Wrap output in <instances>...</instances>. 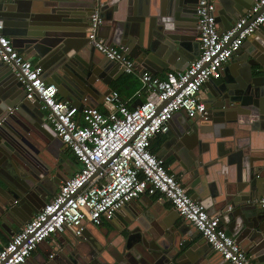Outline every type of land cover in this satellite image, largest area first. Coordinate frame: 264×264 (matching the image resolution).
I'll return each instance as SVG.
<instances>
[{
    "label": "water",
    "instance_id": "95a60500",
    "mask_svg": "<svg viewBox=\"0 0 264 264\" xmlns=\"http://www.w3.org/2000/svg\"><path fill=\"white\" fill-rule=\"evenodd\" d=\"M255 1L218 0L221 31L245 15ZM197 6L198 0H3L0 18L3 33L18 52L38 59L44 78L51 77L66 89L62 94L82 109L98 106L113 89L112 80L124 73L89 38L96 9L103 20L98 36L107 44L127 46L137 72L155 75L161 66L183 70L199 55ZM260 32L259 41L244 42L235 63L223 69L222 82L205 83L206 116L174 114L172 135L164 139L158 155L171 162L172 172L194 190L193 196L210 214L216 213L209 207V197L220 199L221 225L264 264V207L255 201L264 197V28ZM44 114L41 101L25 98L16 72L0 56V228L4 231L17 232L27 217L52 199L62 178L70 176L64 160H58L63 141ZM181 114L183 126L176 131L172 121ZM24 121L46 134L48 146L29 142L34 130ZM206 142L214 143L213 149L204 147ZM217 171L232 182L225 190L216 182ZM151 202L170 216L161 227L155 226L158 231L151 228L148 237L136 231L126 234L112 222V231L119 230L122 237L114 245L91 222L98 230L95 236L86 228L80 235L60 239V246L50 251H44L41 243L42 258L36 254L32 259L39 264H69L68 258L71 264H223L203 237L184 246L199 232L173 206L168 207L166 199ZM171 212H176L174 217ZM97 235L109 242L102 245Z\"/></svg>",
    "mask_w": 264,
    "mask_h": 264
},
{
    "label": "built area",
    "instance_id": "2783aa9c",
    "mask_svg": "<svg viewBox=\"0 0 264 264\" xmlns=\"http://www.w3.org/2000/svg\"><path fill=\"white\" fill-rule=\"evenodd\" d=\"M217 2L198 0L200 53L185 69L168 70L164 77L146 71L140 75L142 90H147L144 100L130 106L118 90L112 89L101 102L103 109L90 105L80 109L73 101L61 98L58 85L44 78L42 66L19 53L3 33L4 21L0 18L1 59L13 67L25 98L41 101L44 119L80 163L79 170L60 184L52 199L0 244V264H24L56 233L69 230L80 235L86 222L98 226L105 220L112 221L126 204L143 194L170 202L229 264H258L221 225V213L210 214L151 148L156 136L169 131L170 120L177 112L206 116L207 103L200 95L205 83L221 78L225 65L244 42L264 26V0H256L245 15L221 31ZM102 22L96 9L90 40L124 72L136 73L127 46L107 44L98 36ZM255 201L264 207V197Z\"/></svg>",
    "mask_w": 264,
    "mask_h": 264
},
{
    "label": "crops",
    "instance_id": "0c3cea01",
    "mask_svg": "<svg viewBox=\"0 0 264 264\" xmlns=\"http://www.w3.org/2000/svg\"><path fill=\"white\" fill-rule=\"evenodd\" d=\"M0 1H3V0H0ZM262 28H264V26ZM198 32H199V29H198ZM258 33L260 34V36H262L260 30H258ZM260 36H258L257 34H254L251 37H249L245 41V43L248 42V41L252 42V43L258 42L259 39H260ZM23 55L28 57V55L25 54V53H23ZM234 57L228 64L225 65V67L229 66V65L231 66V64L233 65V63H235V58ZM32 61L34 63H36V64H39L38 59H32ZM225 67H224V69H225ZM168 70H172V69L164 68L163 66H161L160 67V71H158L155 74V76L164 77ZM140 75L141 74L139 72H136V73H126V72H124L118 78L113 79L112 83H111L112 88L118 90L120 95H121V97L125 101H127V103L130 106H136L142 100H144L146 95H147V90H145V89L142 90V81H141ZM223 78H224V73H223L222 77L217 79L216 81L218 83H220V82L223 81ZM46 79L53 82L51 77H47ZM205 89L206 88L204 86L203 89L200 92L201 98L203 100L206 97ZM65 91H66V89H62V88L59 87V96L61 98L69 99V100L74 102V100L72 98L65 97L62 94V92L64 93ZM98 106L103 109L102 103H100ZM184 115H186V114H184ZM184 115L181 114V115L177 116L172 121L173 129H175L176 131H179L180 127L183 126ZM21 120H22V118H21ZM24 122L27 124V126H29V129L31 131L34 130L33 134L29 133V135H30V137L28 138L29 142H34V144H40V145H44L43 143H45L48 146V141H47L48 139L46 138L47 137L46 134H44L43 132H41L37 128L35 129L31 122H29V121H24ZM171 135H172L171 134V130L169 129V131L167 133L160 134V135L156 136L153 139V141H152V147L151 148H152L153 152H155L157 154H160L162 152V150H163L162 148H163L164 139L166 137H168V136H171ZM213 145H214V143H211V142L204 143V147H208V148L211 147L212 149H213ZM208 152H210V150ZM55 159H57V158L55 157ZM58 160L59 161L60 160H64L62 165L67 170V174L70 175V176L73 175L80 168V163L71 154V152L67 148L64 147V145L61 147V150L59 151ZM166 163H167L168 166H170V164H171V162L168 161V160L166 161ZM54 164H56V162H54ZM214 169H218V168L214 166ZM210 175H212V174H210ZM176 176L181 181L180 175H176ZM67 178L65 176L62 178L61 182L58 185V189H57L56 193L59 190L60 184ZM215 179L217 180L216 182L219 184L220 187H222L223 190H225L228 187V183H232L230 180L226 181V177L224 175H221L220 172L218 173V171H217V174H215ZM236 185H237V181L234 182V186L235 187H236ZM185 187L189 190V193L192 196L195 194L194 190L190 186L185 185ZM194 198H196V197H194ZM209 198L211 200L209 202V207H210V209L213 208L212 210H214L212 213H216V214L217 213H221L222 211L218 210V207H217V204L219 203L220 199H217L215 197L213 198L212 196L209 197ZM151 199L156 201V202L158 201V197L155 196V195L151 196L149 194H143L140 198L134 199L131 202H129L128 204H126L116 214V217H115L114 220H112V221L105 220L102 224H100L98 226L96 225V227L99 230H101V232H103L106 236H108L109 240L114 245H117V244L121 243L122 237L120 235H117L119 230L118 231H112L113 230V223L116 224L119 227L120 231H121V229H123L126 234H130V233L136 231L134 233L142 234L143 236H145V234H146V237H148L149 235L147 234V232L149 233L151 228L157 230L155 226L157 225V226L161 227V223H163L164 218L170 216V214H167L162 208H160V211L155 209L153 207L154 204H152L153 202H151L152 201ZM205 200H206V198H204V201ZM167 206L168 207H172L170 202H168ZM147 208L149 210H151V211H149ZM175 214H176V212L175 213L173 212L171 216L174 217ZM31 218L27 217V222ZM183 221H185V220H183ZM23 225H25V223ZM86 228H87V232L89 233L90 236H95L96 234H98L97 228H95V226H93L90 221L86 222L85 229ZM15 232L16 231H14L13 229H10L9 231H4V230H2L0 228V244L6 243ZM193 235L196 236V234H193ZM73 236H76V235H74L69 230H66L64 232L58 233L57 235H54L48 241L42 243L43 250L44 251H50V249L52 247L60 246V239H63L62 241H65L67 238H72ZM194 236H191L188 240L184 241V246L185 245L186 246L187 245L191 246L194 243L197 244L198 241H202V236L200 234L197 235V238H193ZM96 237H98V239L100 240V243L102 245L105 244V241L109 242L108 239H104V237L101 236V235H100V237L98 235ZM205 244L206 243H202L201 245L204 246ZM53 252L55 253V250H53ZM41 253H42V250L39 249V247H38L32 253V255L27 259V261L24 264H39L37 261L36 262L33 261L32 256L36 255V254H39V256L42 258V255H40ZM217 254L218 253H216L215 255H217ZM252 256L254 257V255H252ZM217 257H218V259H220V260L216 259L217 261H220V263H223V264H227L226 261L219 256V254L217 255ZM212 259H213V257H212ZM68 260H69V264H71L69 258H68ZM258 264H259V262H258Z\"/></svg>",
    "mask_w": 264,
    "mask_h": 264
},
{
    "label": "flooded vegetation",
    "instance_id": "af4514ba",
    "mask_svg": "<svg viewBox=\"0 0 264 264\" xmlns=\"http://www.w3.org/2000/svg\"><path fill=\"white\" fill-rule=\"evenodd\" d=\"M203 89V88H202Z\"/></svg>",
    "mask_w": 264,
    "mask_h": 264
}]
</instances>
